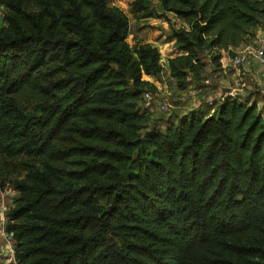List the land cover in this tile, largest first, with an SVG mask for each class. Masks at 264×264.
<instances>
[{
    "label": "trees",
    "instance_id": "1",
    "mask_svg": "<svg viewBox=\"0 0 264 264\" xmlns=\"http://www.w3.org/2000/svg\"><path fill=\"white\" fill-rule=\"evenodd\" d=\"M150 1L184 21L168 61L181 90L203 78L201 54L220 62L262 32L264 0L134 10L148 17ZM1 9L0 188L18 193L6 224L17 264H264V107L225 98L150 127L144 78L163 72L161 55L128 43L109 0Z\"/></svg>",
    "mask_w": 264,
    "mask_h": 264
},
{
    "label": "rangeland",
    "instance_id": "2",
    "mask_svg": "<svg viewBox=\"0 0 264 264\" xmlns=\"http://www.w3.org/2000/svg\"><path fill=\"white\" fill-rule=\"evenodd\" d=\"M134 1L135 0H109V4L111 7L120 9L128 17L130 30L127 41L131 46L134 45L135 41H142L159 50L161 55L160 63L163 67V72L157 76L145 77L144 79L151 83V88L155 90V94L158 97L167 98L172 107H174L176 101L180 102L177 98L181 97V92L179 90L180 88L172 80L169 72L168 61L170 58H174L178 54L174 48V40L172 39L171 34L174 29L182 28L184 26V21L176 17L174 14L165 11L161 3L158 1H150V14L148 17H145V10L137 12L134 10ZM5 11V9L0 10V22L2 20V14L5 13ZM260 26L262 28V34L264 35V19L261 21ZM213 56V54L208 52L201 54V58L206 65L205 72L202 76L203 78L197 82L190 80V84L186 88V93L189 95L196 94V101L194 99V101L189 100L179 103L180 108L175 106L176 109L173 108L172 111L173 115L181 113L183 117H187L193 113L197 115L199 111H209L208 114H212L216 110V108L212 110V107H208L204 103H201L202 105H196L200 101L204 102L205 99L213 93L215 94V91L218 90V88L224 86L228 87L232 84L230 77H232L231 74L235 71L232 66V59H234L236 54L232 56L223 53V59L220 62H215ZM151 88L149 90H151ZM255 89H247V87H245L244 90L239 93V97L249 103L257 101L258 106L264 107V96L263 99H260V97H257L255 100L253 99L255 94H260ZM228 97L229 96H225L224 99ZM192 107H194V109ZM28 111L31 113H37V110L33 108H29ZM151 115L152 116L149 118L150 127L153 125L166 126L167 123L170 122L169 116L164 115L155 107H152ZM13 177L17 176L13 175ZM10 184V180L7 179L5 189L1 190L0 188V201L3 200L2 203H5L6 205V215H8L9 211L15 207L18 197V193L10 187ZM0 264H17L15 258V241L12 235H9L6 232V224L3 227H0Z\"/></svg>",
    "mask_w": 264,
    "mask_h": 264
},
{
    "label": "built area",
    "instance_id": "3",
    "mask_svg": "<svg viewBox=\"0 0 264 264\" xmlns=\"http://www.w3.org/2000/svg\"><path fill=\"white\" fill-rule=\"evenodd\" d=\"M262 33L263 32L258 33L254 43L255 45H246L236 51V56L234 57V59H232V66L238 74L246 72L250 74H256L264 79V35ZM229 87L232 88V92L229 95L225 96H229L228 98L232 99H239L240 97H238L237 95L236 87L233 84L229 85ZM158 98L161 97H158L152 92L144 93L141 111L143 113H151L152 107H155L164 115L169 116V118L183 117L181 113H176L175 115H173V108L176 109V107H172L167 98ZM222 100H218L216 97V93H213L212 95L207 97L204 102H198L196 106L201 103H204L207 106L211 107L216 105L217 103H221ZM192 108L194 109V107ZM2 201L3 200H1L0 203H2ZM6 214V205L5 203H2L0 204V227H3L5 224H7L8 215Z\"/></svg>",
    "mask_w": 264,
    "mask_h": 264
},
{
    "label": "crops",
    "instance_id": "4",
    "mask_svg": "<svg viewBox=\"0 0 264 264\" xmlns=\"http://www.w3.org/2000/svg\"><path fill=\"white\" fill-rule=\"evenodd\" d=\"M232 77L231 80H232V84L236 87V90H237V95L239 97V93H241L245 87H247V89H255L257 90V92H259L260 96L258 94H255V96L253 97V99L255 100L257 97H260V99H263V96H264V79L256 74H250V73H242V74H238L236 71H234V73L231 74ZM231 84V85H232ZM229 87V86H228ZM180 92H181V97L180 98H177L178 100H180V102L176 101L175 103V106L177 108H180L179 107V103H183V102H186V101H196L197 97L195 95H189L187 92V89H183L181 90L180 89ZM241 99V98H240ZM201 112V111H200ZM198 112L197 115L203 113L204 111H202L201 113Z\"/></svg>",
    "mask_w": 264,
    "mask_h": 264
},
{
    "label": "water",
    "instance_id": "5",
    "mask_svg": "<svg viewBox=\"0 0 264 264\" xmlns=\"http://www.w3.org/2000/svg\"><path fill=\"white\" fill-rule=\"evenodd\" d=\"M232 92V88L230 87H220L219 92L216 94L218 100H222L225 95H229Z\"/></svg>",
    "mask_w": 264,
    "mask_h": 264
},
{
    "label": "clouds",
    "instance_id": "6",
    "mask_svg": "<svg viewBox=\"0 0 264 264\" xmlns=\"http://www.w3.org/2000/svg\"><path fill=\"white\" fill-rule=\"evenodd\" d=\"M217 94V93H216Z\"/></svg>",
    "mask_w": 264,
    "mask_h": 264
}]
</instances>
